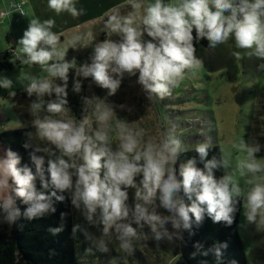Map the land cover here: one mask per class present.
Instances as JSON below:
<instances>
[{"label": "clouds", "instance_id": "clouds-1", "mask_svg": "<svg viewBox=\"0 0 264 264\" xmlns=\"http://www.w3.org/2000/svg\"><path fill=\"white\" fill-rule=\"evenodd\" d=\"M128 3L133 11L121 17L117 10L105 22V27L111 33L121 35L122 41L104 40L97 44L91 64L82 65L77 70L78 75L91 77L97 85L107 89L108 95L116 93L125 73L131 76L137 72L138 83L148 99H163L171 95L172 90L185 79L186 71L192 72L202 67V62L194 55L193 29L196 40L204 38L212 48L226 42L231 36L236 49L254 48V54L264 60V0H175L167 4L155 0L147 5L143 16L139 15L141 4L137 0H128ZM47 4L56 14L68 12L76 17L83 11L77 10L74 0H47ZM53 26L51 19L41 22L33 18L18 42L17 59L26 57L22 63L39 65L49 77H58L65 82L63 86H54L47 78L32 79L26 88L29 95L36 93L44 96L54 92L58 99L48 102L46 110L50 114H60L65 111L64 105L67 103L64 98L67 95V74L69 69L75 68V61H65L67 46L75 47L84 37L73 35L67 45L61 47L60 37L51 31ZM144 33L151 40L142 42ZM234 55L240 57L239 52ZM259 67L264 70V64ZM11 85L9 79L0 80L2 88H10ZM80 87V82L76 81L73 90L79 92ZM32 107L35 110L40 105L34 104ZM112 115L110 108L96 105L95 119L99 127L94 137L95 141L100 142L99 145L85 135V125L90 124L87 119L79 125L73 120L35 121L38 138L51 142L60 152L56 160H48V179H45L42 156L31 155L35 173L27 165L18 167L20 157L11 150L0 156V210L9 224L20 214L17 198L28 205L24 213L28 218L54 212L50 203L52 196L58 201L64 199L63 196H56L55 191L47 196L37 192V178L44 189L51 186L60 192L73 190L71 203L76 208L83 204L89 221L99 209L103 234L107 236L110 230H114L120 248L128 252L132 251L131 240L138 238L137 230L131 223L125 222L130 214L125 203L128 188L135 189L136 203L131 210L133 221L140 227L148 225L157 241L172 239L175 234H170L165 228L167 223H171L175 230L189 228V213L196 223L202 221L205 213L214 223L223 221L230 225L233 222V197L240 196L241 189L234 183L232 175L225 174L216 180L212 174L217 167L228 168V158L205 162L204 171L195 166L194 159H189L180 166L182 180L178 181L174 164L180 149L179 140L165 134L159 142L149 140L141 144L143 129L134 131L126 123L117 122L116 139L119 144L117 150L113 151L107 146ZM209 147L208 143L195 146L201 161L207 156ZM257 151L258 147H247L246 158L239 164L241 176L249 173L256 178L257 173L264 171V165L255 159ZM73 175L76 177L74 183ZM137 175L142 176L139 185L135 182ZM248 183L252 186L245 194L246 219L264 229V182L249 180ZM181 188L191 200L190 206H186L179 197ZM193 195L195 199H192ZM157 200L159 207L170 215L156 213ZM60 230L51 231L55 234ZM99 248L107 251L102 239ZM216 255L220 257L219 249H216Z\"/></svg>", "mask_w": 264, "mask_h": 264}, {"label": "rangeland", "instance_id": "rangeland-1", "mask_svg": "<svg viewBox=\"0 0 264 264\" xmlns=\"http://www.w3.org/2000/svg\"><path fill=\"white\" fill-rule=\"evenodd\" d=\"M137 2L141 4L139 15L143 16L147 5L154 3L155 0H137ZM162 2L167 4L175 2V0H162ZM129 5L126 0L121 6V9L127 7L123 12L118 11L121 17L133 11L128 8ZM106 20L97 23L94 27L95 31L98 27L100 36L104 33L110 41L121 42V35L111 33L105 27ZM102 25L103 31L101 32ZM92 30L91 28L81 30V33L86 35ZM4 35L5 33L0 35V51L13 45L15 47L13 50L17 54L19 43L15 45L14 38L9 39ZM20 39L16 37L15 42H19ZM59 45L64 47L67 42L59 41ZM71 47L68 45L66 52ZM236 52L240 53L239 58L234 55ZM194 55L202 62V67L194 69L192 72L186 71L185 79L180 86L163 99H148L142 85L138 83V72L131 76L125 73L114 95H108V90L99 85H96L99 89L97 91L91 77L87 81L84 79L80 91L81 98L86 101L87 106L80 100L83 102L81 105L82 120H89L90 128L97 130L99 125L95 119L96 105L110 108L113 115L109 122L110 141L108 146L113 151L117 150L119 144L116 139L117 122L126 123L134 131L143 129L144 135L140 138L141 144L149 140L159 142L163 135L171 134L179 140L181 150L193 148L199 143L219 145L222 159L228 158L229 160V167L223 168V175H232L234 183L241 189L240 196L243 199V207L239 217L238 232L244 242L248 264H264V229L258 228L257 224L249 223L245 216V194L252 186L248 181L264 182V171L256 174V178H262L257 180L249 173L241 176L239 168L240 162L246 158L247 147L259 148V151L254 154L255 159L264 165V70L259 67L264 64V60L254 54V48L236 49L231 36L226 42L218 44L214 48L199 47L195 50ZM3 57L4 54L1 52L0 60H3ZM6 58L10 62L14 59L11 55ZM23 59L25 57L21 56L20 64H15L11 69L0 71V80L6 78L12 81L10 88L0 87V156L5 154L7 129L17 128L32 121L31 118L16 112L11 104L10 95L13 93L17 95L16 93L21 90H26L32 79H53L41 66L26 65L22 63ZM49 63H53V61ZM47 95L50 99L52 97L58 99L56 94ZM21 101L28 102L26 98ZM36 119L40 120L38 117ZM93 122L96 123V128ZM36 137L42 149L48 151L50 144H45L44 140ZM59 156L60 153L57 158ZM101 176H103V170ZM75 179L76 177L73 175V183ZM69 191L72 193L73 190ZM127 192V206L130 209V214L125 222L130 223L132 222L131 210L134 209L136 203L135 189L128 188ZM157 208H159L158 200L155 211ZM72 210L74 220L88 226L89 241L95 249L93 255L89 252L85 259L81 257L79 251L77 264H172L180 254V229H173L171 223L165 224V228L170 234L175 233L172 235V239L163 238L159 241L154 239L148 225L132 226L137 230L138 238L131 240L132 251L128 252L120 248V241L117 240L114 230H110L107 236L103 234V226H100L99 223V209L93 214L91 221L87 219V210L83 204L79 208L73 205ZM156 213L170 215L165 209L156 211ZM101 239L104 241L107 251H102L103 255L99 257V253H101L99 241Z\"/></svg>", "mask_w": 264, "mask_h": 264}, {"label": "trees", "instance_id": "trees-1", "mask_svg": "<svg viewBox=\"0 0 264 264\" xmlns=\"http://www.w3.org/2000/svg\"><path fill=\"white\" fill-rule=\"evenodd\" d=\"M123 10L121 9V12ZM192 34L195 50L202 46H209L208 41L204 38L196 40L195 29H193ZM104 38L103 35L101 39L104 40ZM149 40L151 38L147 34L141 37L142 42ZM3 54V60L0 62V71L11 69L15 64L21 63L19 59H13L10 62L6 58L8 56L7 50ZM89 78H85L84 81H87ZM53 80L54 77L51 79V82ZM80 85L82 86V81ZM52 93L55 95L54 92ZM16 94L18 96L14 93L10 95L11 104L16 109V112L18 111L19 113L18 106L15 105V99L20 97L21 99L26 98L31 106L34 104L40 105L35 110L32 107V110L34 111V116L38 117L41 121L55 117L52 114L46 115V103L37 95H29L24 89ZM81 95V91L73 94L75 109L71 117L77 125L83 122L81 105H83V102L86 104V101L82 100ZM51 100L55 102L56 98L52 97ZM95 131L89 125H85V135L91 137L99 145L100 142L95 141ZM6 133L5 145L7 146V150H11L20 157L18 167L27 165L35 173V164L31 159V155L42 156L44 158L45 179H48L46 171L48 160H56L60 153L56 146L44 140L45 144H50L49 150L46 153L37 151V148L42 149V147L37 140L34 124H24L17 128L7 129ZM65 159L67 158L65 157ZM189 159H194L196 161L195 166L204 171V163L212 159H216L217 161L222 160V152L219 145H210L207 156L201 161L198 153L195 151V147L186 150L180 149L174 164L178 181L182 180L180 166L185 164ZM212 174L214 179L219 180L223 176V167L213 169ZM140 179H142L141 175L135 177L137 185H139ZM35 187L37 192H43L46 196L55 191L56 196H63L64 199L58 201L55 196H52L50 203L51 207L55 209L54 212L49 211L42 216L28 218L24 214L28 205L23 204L20 198H17L16 204L20 214L11 224L4 219L5 214L0 210V264H77V253L79 251L81 257L84 259L89 252L93 255L95 249L89 241L88 226L74 220L73 204L71 203L72 193L69 190L60 192L51 186L44 189L41 187L39 178L35 181ZM178 195L186 206H190L191 200L188 199L187 194L183 192L182 188ZM192 199H195L194 195ZM233 200L235 201V210L231 214L233 222L230 225L223 221L214 223L206 213L202 221L196 223L195 218L189 213L190 227L187 229L180 228V254L172 264H233V262L235 264H248V257L244 251V242L238 232L243 199L242 196H234ZM130 223L133 224L132 222ZM57 228L61 230L53 234L51 230ZM74 228L76 229L75 232L73 231ZM223 244L227 246L221 247ZM216 249H219L221 253L219 258H217ZM102 253V251L99 253V257L103 255Z\"/></svg>", "mask_w": 264, "mask_h": 264}, {"label": "crops", "instance_id": "crops-1", "mask_svg": "<svg viewBox=\"0 0 264 264\" xmlns=\"http://www.w3.org/2000/svg\"><path fill=\"white\" fill-rule=\"evenodd\" d=\"M25 3V15L19 20V21H12L6 20L3 25L0 26V35L5 33V37L12 39L14 38V43L17 45L18 42H15V38L17 37L20 39L23 36L24 31L28 28L30 21L33 18L38 19L39 21L43 22L45 20H53L54 26L52 27L51 31L56 33L60 37V41L68 42V40L76 34L81 35L84 37V39L77 43L75 47H71L69 51L66 52L65 55V61L72 62L75 61V68L69 69V72L67 74V87L66 92L67 95L64 97L67 100V103L64 105L65 111L60 114H52L55 115L53 120H73L71 117V114L73 113L74 107V98L73 94L76 92L74 91V83L76 81H83L85 77L78 75L77 70L82 66L86 64H91L92 57L94 56V48L97 44L103 42L104 40H109L108 36L106 37L104 33L100 36L98 32V27L95 26L97 23H100L108 18L110 14L113 12L121 11V6L126 2V0H74V6L77 8L78 11L83 10L82 14L73 17L68 12H61L60 14H56L52 10L48 8L47 0H23ZM128 1V0H127ZM2 5V0H0V6ZM130 6V5H129ZM127 7H123L122 9H126ZM128 8H131L128 7ZM89 28L93 29L92 31H87L90 33V38L88 36V33L84 35L81 33V30H88ZM100 31H103V25L102 28H100ZM100 32V33H101ZM104 35V40H102V36ZM101 41V42H100ZM116 43H119L118 40L115 41ZM8 48L15 49V47L12 45L10 47H7L3 51H0V53L4 52ZM26 58V57H25ZM2 60H0L1 62ZM57 79L53 80L54 86H63L64 81L56 77ZM45 79V78H44ZM48 79V78H47ZM93 85L97 88V91H99L97 84ZM37 95L36 93H32ZM38 96V95H37ZM41 98L47 106L48 102H53L50 98H48V95L44 96H38ZM22 99L20 97L15 99V105L18 106L19 114L23 116H27L31 118V122L29 124H34L35 121H37V117L34 116V111L32 110V106L28 102H22ZM57 101V99H56ZM67 109V110H66ZM44 111V110H43ZM21 112V113H20ZM46 115H49L50 113L45 110ZM94 127L96 128V123L93 122ZM90 127V126H89ZM36 128V126H35ZM133 203V202H132ZM134 204V203H133ZM163 208L159 207L156 209V211H162ZM161 215V214H160ZM132 223L134 226H138L134 221L133 218H131ZM133 224L131 226H133Z\"/></svg>", "mask_w": 264, "mask_h": 264}, {"label": "built area", "instance_id": "built-area-1", "mask_svg": "<svg viewBox=\"0 0 264 264\" xmlns=\"http://www.w3.org/2000/svg\"><path fill=\"white\" fill-rule=\"evenodd\" d=\"M25 3L23 0H2L0 6V13L11 12L10 15H0V26L4 24L6 20L19 21L26 13ZM24 14H23V13ZM8 55H11L14 59H17V54L13 49H7Z\"/></svg>", "mask_w": 264, "mask_h": 264}, {"label": "water", "instance_id": "water-1", "mask_svg": "<svg viewBox=\"0 0 264 264\" xmlns=\"http://www.w3.org/2000/svg\"><path fill=\"white\" fill-rule=\"evenodd\" d=\"M6 150H7V146H6ZM6 150H5V151H6Z\"/></svg>", "mask_w": 264, "mask_h": 264}]
</instances>
